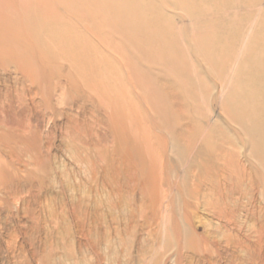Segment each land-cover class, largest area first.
<instances>
[{"label":"rangeland","instance_id":"1","mask_svg":"<svg viewBox=\"0 0 264 264\" xmlns=\"http://www.w3.org/2000/svg\"><path fill=\"white\" fill-rule=\"evenodd\" d=\"M73 2L0 64V264H264V0Z\"/></svg>","mask_w":264,"mask_h":264},{"label":"bare ground","instance_id":"2","mask_svg":"<svg viewBox=\"0 0 264 264\" xmlns=\"http://www.w3.org/2000/svg\"><path fill=\"white\" fill-rule=\"evenodd\" d=\"M73 9V0H0V64L27 60V46L40 45L45 29L60 26L61 12L70 19ZM25 139L7 132L0 147Z\"/></svg>","mask_w":264,"mask_h":264}]
</instances>
